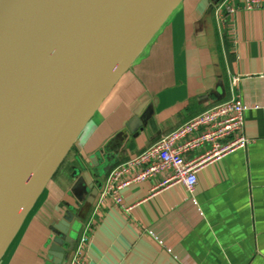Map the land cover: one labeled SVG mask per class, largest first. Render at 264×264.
Segmentation results:
<instances>
[{
  "label": "crops",
  "instance_id": "0c3cea01",
  "mask_svg": "<svg viewBox=\"0 0 264 264\" xmlns=\"http://www.w3.org/2000/svg\"><path fill=\"white\" fill-rule=\"evenodd\" d=\"M224 2H180L81 131L0 264H47L52 228L68 206L74 248L89 226V264H264V7L233 0L230 13ZM233 98L245 107L250 143L204 163L193 193L162 186L171 174L157 173L127 185L123 205H99V191L77 207L70 191L80 164L102 153L100 168L119 161L114 170Z\"/></svg>",
  "mask_w": 264,
  "mask_h": 264
},
{
  "label": "water",
  "instance_id": "95a60500",
  "mask_svg": "<svg viewBox=\"0 0 264 264\" xmlns=\"http://www.w3.org/2000/svg\"><path fill=\"white\" fill-rule=\"evenodd\" d=\"M182 0H0V261L79 134ZM74 172L77 207L118 164ZM76 210L52 228L66 264Z\"/></svg>",
  "mask_w": 264,
  "mask_h": 264
},
{
  "label": "built area",
  "instance_id": "2783aa9c",
  "mask_svg": "<svg viewBox=\"0 0 264 264\" xmlns=\"http://www.w3.org/2000/svg\"><path fill=\"white\" fill-rule=\"evenodd\" d=\"M244 10L264 7V0H242ZM233 0H225L221 9L236 11ZM245 107L238 98L211 107L191 121L176 128L136 158L119 165L109 173L100 190L99 205L110 198L115 205H123L121 191L131 182L155 177L157 173H170L162 186L181 183L193 193L198 182L197 171L207 161L221 157L235 148H245L250 141L244 134ZM207 146L204 156L188 160L193 150ZM89 226L73 249L68 264H89L86 246L89 242Z\"/></svg>",
  "mask_w": 264,
  "mask_h": 264
}]
</instances>
